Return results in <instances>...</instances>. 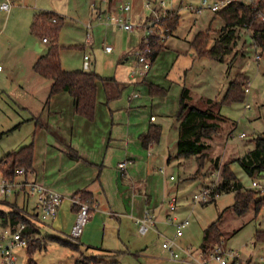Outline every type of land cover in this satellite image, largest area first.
<instances>
[{"label":"rangeland","instance_id":"rangeland-1","mask_svg":"<svg viewBox=\"0 0 264 264\" xmlns=\"http://www.w3.org/2000/svg\"><path fill=\"white\" fill-rule=\"evenodd\" d=\"M109 1L112 14L117 15L122 14L121 8L129 4L131 11L128 12L130 17L128 20L140 28L130 32L94 21L92 30L89 31L87 24L92 20L93 5L97 8L107 7ZM160 1L14 0L10 12L6 13L0 9V64L3 67L0 71V160L8 152L18 150L17 146L26 135V126L21 130L15 127L18 122L29 117L22 106L39 110L42 107V94H46L49 90L44 92L43 85H51L50 80L42 78L34 71L36 60L45 56L48 49V44H43V52L36 50V44L41 41V39L38 41L31 32L36 11L41 9L54 11L64 18L59 34L63 68L95 71L104 77L116 76L129 79L131 70L137 67V61L135 59L125 61L126 56L123 53L133 48V44L139 46L153 34L165 42L172 32L165 31L168 28L160 21L166 17L168 11L174 12L170 18L175 17L178 15L176 10L179 9L181 20L173 31V36L168 39L167 46L181 50V56L174 67L172 76L182 77L183 82H186L190 97L187 103L190 107L206 108L208 100L221 102L231 81L239 74L247 77L249 91L243 101L219 104L220 109L217 107L223 122L213 138L206 140L207 158L202 168L199 167L197 157L177 155L178 144L171 145L174 142L172 138L177 132L173 129L174 121L172 119L169 121L164 133L165 141L161 147L155 146V150L162 149L167 156L166 159L172 156L177 160H172L170 165L167 161L165 163V169L174 174V177L176 176V180L170 182V193L186 198L187 202L191 201L195 193L215 186L220 179L221 171L216 170L210 161L216 158L221 164L231 160V168L245 186L251 187L253 180L263 185L264 175L251 178L235 161L237 157L253 150L255 139L264 134V48L259 47L250 36L253 34L252 26L250 30L237 29L238 41L235 44L239 48L233 47V51L239 49L237 56L226 55L223 59L216 60L195 54V60L190 61L185 52L188 48L187 41L200 32H209L210 46H212L226 23L212 11L193 13L186 7H179L180 0H165L164 6L159 5ZM185 1L188 4L186 6H189V2L192 1L195 5L199 4L198 0ZM1 2L2 0L0 4ZM148 3L151 4L150 7H147ZM153 23L156 24L152 26ZM239 31L244 33L243 36L238 35ZM88 32L92 37V44L86 42ZM131 33L137 36H134L129 44L127 39ZM125 39L126 45H123ZM106 45L113 47L112 52L106 53ZM86 55L90 57L88 60L84 58ZM258 55L261 57L259 60L256 57ZM188 61L191 64L184 76L181 73L182 68ZM21 81L24 82L21 83ZM247 104L250 105L249 108L246 107ZM241 134L245 136L241 137ZM234 200V193H225L219 195L213 202L194 204L192 201V206L195 207L194 212L180 217V220H183L182 218L189 216L191 224L185 229L184 237L176 239V243L200 250L204 229L212 223H217L222 231L225 249L237 250L244 258H249L251 254L255 258L259 257V254H264V246L255 243V232L264 230V211L261 210L258 215H255L254 208L251 207L246 214L237 215L232 208ZM0 205L4 211L10 209L5 201H2ZM4 230L0 228V234L4 233ZM160 231L162 236L152 229L146 235H141L136 227L134 230V235L139 240L146 241L156 259L138 253V257L117 256L119 264H180L173 261L169 251L163 248L166 239L175 238V226H167ZM41 240L44 244L47 243V247L36 250L32 256L27 253L28 247L18 249L17 264H28L31 259L36 264H75L72 248L58 241L47 242L44 237H41Z\"/></svg>","mask_w":264,"mask_h":264},{"label":"crops","instance_id":"crops-1","mask_svg":"<svg viewBox=\"0 0 264 264\" xmlns=\"http://www.w3.org/2000/svg\"><path fill=\"white\" fill-rule=\"evenodd\" d=\"M13 3L14 0H12V5ZM191 3L189 2V5ZM148 4L147 7H150ZM179 4H181L179 7H186L188 10L185 0H180ZM93 7L96 6L93 5ZM122 8L120 15L129 19L128 12L131 8L129 11H124ZM97 9L102 12L103 16L112 14L110 1L107 7ZM42 11L49 10L41 9L34 14ZM176 11L181 20L180 10ZM94 21L97 22V19L92 8V20L87 24L89 31L92 27L89 28L88 25L92 26ZM100 24L108 25L104 22ZM155 24L153 23L152 26ZM241 29L250 30L251 27ZM173 33L168 35L164 50L151 62L150 69L145 74L131 75L129 79L108 77L113 79L108 85L98 81L94 120H88L76 113L74 99L67 92H60L48 100L51 85H43L44 92L49 90L46 94H42V107L39 110H31L27 106H22L29 117L15 126L20 130L25 126L27 128L24 139L17 147L34 144L33 167L31 173L27 175L28 179L40 182L64 197L57 216L50 221L40 223L39 236L44 237L47 242L50 240L45 237L50 236L73 242L70 232L78 210L72 204V198L80 191H86L92 196V202L89 204L91 206L89 221L78 241L73 242L76 244L75 249H71L74 251L72 256L75 264H119L117 256L138 257V253L156 259L146 241L139 240L134 235L135 227L139 232L138 219L145 215L146 210L151 211L156 217L155 229L152 230L162 236L160 229L175 226L168 221L169 217L181 221L180 217L194 212L193 198L186 202V198L170 193V182L175 181L176 176L175 179H171L174 174L165 169V163L167 161L170 165L172 160L176 159L172 156L166 159L167 156L162 149L155 150V146L161 147L165 141L164 133L171 119L174 121L173 129L177 132L172 138L174 142L171 145H176L179 141L178 114L181 109V94L186 88V82H183L182 77L172 76L174 67L181 56L180 49L167 46V41ZM238 33L239 36L244 34L241 31ZM89 34H87L86 42L92 44L91 35L88 38ZM196 35L189 39L188 43L186 42L188 48L185 52L190 61L196 58L192 46ZM134 36L137 35L131 33L128 37L129 44ZM127 40H124L123 45H126ZM236 41H238L237 38ZM235 43L226 55L233 57L239 54V49L233 51V47L239 48ZM43 44L48 43L41 40L36 44L38 52L44 51ZM140 46L141 44L139 46L133 44V48L125 51L123 53L126 56L125 61L136 60V53ZM190 61L186 62V66L182 68L181 73L184 76L191 64ZM96 73L101 75L99 72ZM150 85L159 86L165 89L166 93L153 94L150 91ZM153 125L161 126L162 134L158 142L146 148L141 135L147 133ZM123 162H126V167L120 168L119 163ZM169 195L178 198L175 211L170 210L168 200L172 196ZM2 201L7 203L8 208L15 207L29 214L38 212L37 201L34 197L16 194L8 200L0 199V204ZM0 209L4 210L1 207ZM182 219L190 220L189 216ZM0 228L3 227L0 225ZM182 237L176 238L175 233L173 239ZM202 243L203 239L201 245ZM222 243V246L226 248L223 240ZM180 247L191 248L182 245ZM244 259L247 264H250L256 258L251 254L249 258ZM172 260L180 264H190Z\"/></svg>","mask_w":264,"mask_h":264},{"label":"trees","instance_id":"trees-1","mask_svg":"<svg viewBox=\"0 0 264 264\" xmlns=\"http://www.w3.org/2000/svg\"><path fill=\"white\" fill-rule=\"evenodd\" d=\"M259 10L264 11V0H258L257 7L248 3L234 2L221 9L216 14L224 20L225 27L219 31V38L210 46L211 34L209 32H200L196 35L192 46L199 57H209L211 59L221 60L231 50L236 42L237 29L248 28L252 26V37L255 43L264 48V22L256 18ZM174 12L168 11L166 17L160 21L168 28V33L176 30L180 23V15L171 17ZM55 20V21H54ZM64 18L52 11H42L34 15L31 24V32L38 39H47L48 49L45 56L39 58L34 64V71L44 79L51 81V87L48 100L60 93L67 92L73 99L76 113L88 120H94L96 114V105L98 98V81L108 85L113 79L101 76L95 71L86 70H66L63 68L60 57L59 34ZM158 23V22H157ZM151 48L149 54L151 61H154L165 48V42L156 34H153L147 40ZM146 41H143L140 48L145 47ZM248 79L245 75L239 74L231 81L229 88L222 101L217 103L208 100L206 108L196 106L190 107L187 103L189 90L183 89L181 94V109L178 114L180 120L178 156L197 157L199 167L205 165L207 158L206 140L212 139L214 134L221 128L223 118L219 111V104H231L243 101L246 97L248 88ZM150 91L153 94H165L166 90L159 86L150 85ZM217 107L219 109H217ZM162 128L158 125L150 127L149 131L141 135L144 147L156 143L160 140ZM34 144L30 143L18 150L8 152L0 160V174L7 178H14L18 168H25L29 175L33 167ZM236 162L251 177L264 175V134L255 139V148L245 155L238 157ZM211 165L221 171L218 183L211 190L210 202L216 200L219 195L225 193H234L235 200L232 206L237 215L246 214L251 207L254 208L255 215H258L264 205V192L253 186L247 187L240 181L236 173L231 168V162L220 163L218 158L211 159ZM80 197L85 203L91 204L92 196L86 191H80L74 195ZM209 202V203H210ZM79 211L80 207L74 205ZM91 212V211H90ZM26 224L24 234L28 237L27 253L32 256L36 250L46 248L41 240V225L33 218L28 217L21 210L11 207L8 211L0 209V225L3 228L14 227L18 223ZM50 241H58L61 244L75 249L76 244L71 241L59 239L57 237H45ZM222 242V231L217 223H212L204 229L203 243L201 249L209 251ZM255 243L264 246V230L255 232ZM97 263L98 261H94ZM28 264H36L31 259Z\"/></svg>","mask_w":264,"mask_h":264},{"label":"built area","instance_id":"built-area-1","mask_svg":"<svg viewBox=\"0 0 264 264\" xmlns=\"http://www.w3.org/2000/svg\"><path fill=\"white\" fill-rule=\"evenodd\" d=\"M234 2L248 3L257 7L258 0H200L197 5L191 3L188 6V9L191 12L198 13L206 10L217 13ZM165 3V0H161L159 5L164 6ZM148 6H150V4H148ZM11 7L12 0H4L0 4V9L6 13L10 12ZM130 8L131 6L127 4L122 8V10L129 11ZM93 12L99 23L104 22L105 24L130 32L140 28L139 26L130 23L127 18L121 15L106 14L103 16L102 12L96 7H93ZM104 17H106V19ZM256 18L264 22V11L259 10L256 14ZM88 27L91 28V24H89ZM165 31H168V29H165ZM88 38H90V34L88 35ZM43 42L47 43V39L44 38ZM112 50V46H105L106 52H111ZM150 53L151 48L146 40L145 47L139 48L136 53L137 67L131 72L132 76L137 74L143 75L150 69L152 62L149 56ZM89 58V56H85L86 60ZM260 58L261 57L258 55L257 60ZM2 69L3 67L0 64V71ZM248 91L249 86L246 89V92ZM246 107L249 108L250 105L247 104ZM152 119H154V117H152ZM241 136L243 137L244 134ZM119 167L125 168L126 162L119 163ZM161 171H163L162 168ZM171 179H175V177L171 176ZM252 186L259 189L261 192H264V184L262 185L258 181H253ZM212 188L213 187H208L196 193L193 197L194 202L206 203L210 201L212 198ZM16 194H24L36 199L38 208L37 213L35 211L32 214H29L22 209L19 210H21L28 217L33 218L38 223H44L54 219L57 216L60 206L64 200V197L60 193L53 191L40 182L28 179L26 170L23 167L16 170L14 178H7L0 174V199L8 200ZM72 204L80 207L77 218L70 232L71 240L73 242H77L82 235L84 227L89 221L91 206L88 203L83 202L80 197H73ZM168 204L170 206V210L175 211L178 205V198L176 196H172L168 200ZM261 210L264 211V205ZM168 221L176 226V238L182 237L184 235V229L190 224L189 219L178 221L174 217H169ZM138 224L140 234H147L151 229H155V214L146 210L145 215L138 219ZM26 228V224L20 222L14 227L5 228L4 233L0 234V264H16L17 250L27 248L29 244L28 237L24 234ZM163 248L169 251L172 259L190 264H247L246 260L242 257L239 251L234 249H225L221 246V244L216 245L209 251L200 249L198 252H195L192 248H181L176 243L175 239H166L163 243ZM250 264H264V255H260Z\"/></svg>","mask_w":264,"mask_h":264}]
</instances>
